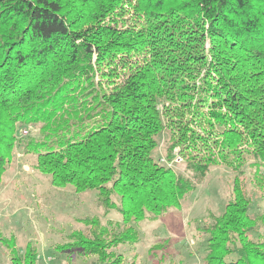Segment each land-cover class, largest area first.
Returning a JSON list of instances; mask_svg holds the SVG:
<instances>
[{"label": "trees", "instance_id": "1", "mask_svg": "<svg viewBox=\"0 0 264 264\" xmlns=\"http://www.w3.org/2000/svg\"><path fill=\"white\" fill-rule=\"evenodd\" d=\"M36 126L34 167L121 214L84 219L88 236L57 249L135 264L114 251L138 241L135 224L180 207L223 165L230 197L203 224L205 263L264 264V210L251 211L247 184L263 189L264 0H0V179ZM162 130L182 171L151 155ZM7 247L10 264H41L31 242Z\"/></svg>", "mask_w": 264, "mask_h": 264}, {"label": "rangeland", "instance_id": "2", "mask_svg": "<svg viewBox=\"0 0 264 264\" xmlns=\"http://www.w3.org/2000/svg\"><path fill=\"white\" fill-rule=\"evenodd\" d=\"M25 129L0 179V264H10L7 243L11 244L12 240L20 252L28 242L34 244L41 264H94L95 255L74 248L62 251L57 247L71 242L70 235L75 231L88 236L94 225L84 219H94L104 226L108 220L120 221L121 214L117 207L105 213L95 188L75 191L72 184L54 186L49 174L34 167L36 155L25 148L27 140L41 138L39 127ZM168 137L169 133L164 130L156 135L157 144L151 155L157 161L163 159L161 163L170 164L176 172L182 171V159L168 162L165 150ZM232 180L227 167H212L180 207H171L154 219L137 222L138 241L132 245L119 244L114 251L122 253L126 263L206 264V235L202 227L223 211ZM247 184L254 197L251 211H263L264 182L260 190H253L249 177ZM111 198L119 204L117 193Z\"/></svg>", "mask_w": 264, "mask_h": 264}, {"label": "built area", "instance_id": "3", "mask_svg": "<svg viewBox=\"0 0 264 264\" xmlns=\"http://www.w3.org/2000/svg\"><path fill=\"white\" fill-rule=\"evenodd\" d=\"M25 132H26V129H23V130H22V133H25ZM161 160L164 161L163 159H161ZM179 160H180V158H178V156L176 155L175 158H174L172 161H173V162H177V161H179ZM172 161H171V162H172Z\"/></svg>", "mask_w": 264, "mask_h": 264}]
</instances>
